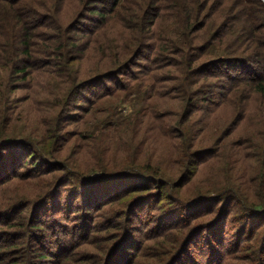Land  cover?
<instances>
[{"label": "rangeland", "instance_id": "374dc122", "mask_svg": "<svg viewBox=\"0 0 264 264\" xmlns=\"http://www.w3.org/2000/svg\"><path fill=\"white\" fill-rule=\"evenodd\" d=\"M229 1L234 4L238 0ZM61 6L59 20L63 28L70 29L76 20L78 0H64ZM125 7L127 11L117 10L97 41L94 36L76 34L78 46L69 54L73 62L66 67L67 73L59 75L60 64L40 54L38 63L44 71L21 82L9 73L12 56L1 54L0 242L7 238L3 235L6 231L39 220L45 230H33L37 234L61 230L57 236L76 243L90 234L84 245L78 242L73 254L97 256L95 247L102 242V247H108L105 254L101 252L107 264H264V93L255 92L247 81L229 82L224 75H216L201 89L207 94L191 102L178 98L176 77L184 83L180 76L184 64L166 62L154 70L158 78L151 79L150 59L154 56L149 49L139 51V43L149 45L157 38H145L142 29L136 30L139 23H146V15L134 17L136 11L144 13L142 8ZM229 15L241 25L236 10ZM161 16L151 24L157 32L154 34L158 35V26L165 27L171 41H177L181 21L165 9ZM258 23L263 25L264 21ZM87 26L88 22L82 21L77 29ZM206 28L197 29L189 39L194 37L197 45L207 41ZM0 29L6 35L4 18H0ZM119 31L134 35V42L129 34L124 36L125 42L119 39ZM72 35L66 32L65 38ZM113 36L118 48L127 44L135 65L106 78L114 75L117 65L112 54L113 67L102 54L106 39ZM53 47L57 49L58 44ZM187 47L188 40L184 42ZM37 48L47 50L48 44L39 39ZM219 50L212 46L200 55L190 53L197 54L202 65ZM169 59L177 56L163 55L164 62ZM212 67L200 75L216 70ZM95 71L112 72L96 78ZM76 76L85 81L65 91L66 78ZM201 83L199 80L193 89ZM184 89L179 90L181 94ZM180 131L190 138L186 152ZM148 160L164 176L159 186H155L153 176L141 170ZM128 171L140 177L150 175L154 185L104 203L117 191L145 182L122 174ZM121 175L125 178L117 179ZM160 186L165 187L166 194L161 195ZM118 216L122 223L119 231L95 232ZM9 217L13 220L2 225L1 221ZM123 231L128 239L120 240L108 256L117 246L111 235L120 236ZM35 243L32 239L28 245L30 264L33 256L29 249ZM43 243L52 251V258L45 262L60 264L55 258L61 246L52 249L49 240ZM161 253L165 255L156 261V254Z\"/></svg>", "mask_w": 264, "mask_h": 264}, {"label": "trees", "instance_id": "16d2710c", "mask_svg": "<svg viewBox=\"0 0 264 264\" xmlns=\"http://www.w3.org/2000/svg\"><path fill=\"white\" fill-rule=\"evenodd\" d=\"M62 2L64 3V0H0V18L5 19L8 29L6 30V35L5 31L2 33L0 29V59L2 58L1 54L12 56L14 62H12L11 67L8 68L9 73H12L11 77L17 75L19 79L21 78V82H23L26 78H30L35 72L44 71L42 65L38 63V56L40 54H42L43 58H52L60 64L61 73H59V75L67 73L68 68L66 67L73 62V60L69 58V54L71 50L78 46V42H76L75 39L76 34H87V36L92 37V39L94 36L95 39L93 40H98L101 37V33L104 34L107 30L105 28L110 20L115 17L117 10L123 9L127 11L128 9L125 6L126 4H130L135 9L138 10V8H142L144 11V13L140 12V10L136 11L134 17L147 16L146 23H139V26L135 27L136 30L142 29L141 32L145 38H157V42H152L149 45H143L144 43L141 42L139 43V51L149 49V52L154 56L153 59H150L151 66L153 67V74L149 77L151 79L152 77L157 79V73L154 72V70L162 68L163 64L166 62H174L180 65L184 64L183 70L180 71V76L184 83L180 81L179 76L176 77L177 86H175V89L180 96L178 98L191 102L198 96L207 94L206 92L202 93L201 89L206 84H211L208 78L216 75H222V77L224 75L229 82L235 79L247 81L251 83L252 89L255 92L264 93V23L263 25L258 23L264 21V2L261 0H238L234 4H231L229 0H78V8L74 14L76 20L71 25L70 29H68V27L67 29L63 28L62 21H60L58 17ZM218 7L220 8L217 9ZM163 9L167 10L177 21H181L179 24L181 25L180 28L182 32L180 30L177 32L176 37L179 38L177 41H171L173 40L172 37L165 34V27L161 28L158 26V35H155L154 33L156 31L151 28L152 22L156 18H160ZM231 10H236L239 17L241 16V25L236 22V18L229 19ZM53 11L56 14H54ZM39 12H43V14ZM130 15L133 16V11L130 12ZM162 17L163 16H161V18ZM125 19L126 18H122V20ZM82 21H87L88 26L78 31L77 28L80 27ZM203 27H207L205 33L207 34L209 32L208 39L207 41H203L201 43L203 46L199 48L201 44H194V37L191 39H189V37L197 29L200 30ZM66 32H70L73 35L65 38ZM125 34H129L128 37L131 41H133V38H136L131 33L119 31V39H123L124 42L126 39V37H124ZM39 39H42L43 42H47V50H45V48L41 50L37 48ZM187 40L188 47L185 49L184 42ZM191 40L193 41L192 44ZM136 42H138L137 39ZM57 44L58 47L55 49L53 45ZM126 45V43L122 44L118 48L117 43L114 41V36L106 39L102 51L105 62L110 63L113 67V63L111 62L112 56H110L112 54L117 64L116 67L113 68L115 72L114 75H110L106 78L115 77L116 74L129 70L135 65V57L133 58L132 54L128 56L129 47ZM212 46L213 48L217 47L220 49L217 51L219 54L201 65V63H199L200 61H197L198 56L196 55H200L202 52H208ZM107 47L110 49H107ZM190 52L198 53L196 55H191L192 53ZM167 53L172 54V56H177V59H169L164 62L163 55ZM211 66H213L212 68H216V70L210 71L207 75H202L207 77L203 78L200 74H203L202 72ZM230 69H233L235 72L231 73ZM149 70L150 68H148L145 74H147ZM111 72L95 71L94 74H98L96 78H99L102 74L105 75ZM66 79L68 82L66 83L67 88H65V91H70L71 87L85 81V78L77 80V76L72 79L67 77ZM199 80L202 82V85L196 87L197 89H193V87L197 86ZM83 84L82 86L86 85V83ZM153 85L148 86L147 89H151ZM182 89H184V91L181 94L179 90ZM201 98L202 100H209L204 99L205 97ZM178 135L184 147L182 149L186 152L187 143L190 141V138L185 133H182V131H180ZM185 156L187 157V153ZM143 167L144 169L141 168V170L153 176V179L156 180L154 183L157 184L155 186H159L161 184L159 183L160 179L164 178L162 174H159V170L154 169L153 163L150 160L145 162ZM1 173L3 172H0V178L2 176ZM122 174L126 177H130V180H145V182L132 185L124 192L117 191L113 196H108V199L103 201L104 203H109L124 198L125 196H131L132 194H138L139 192L146 191L151 185H154V183L148 179L150 175L140 177L138 173L132 171H128L127 173L123 172ZM123 175L119 176L117 179L122 177L125 178ZM0 181L3 180L0 179ZM160 189L161 195L166 194L167 191L164 186H160ZM160 196L158 200H160ZM135 198L136 197L133 199ZM156 200L157 199L154 198L155 202ZM124 208L126 209L127 207L124 206L123 209ZM117 215L120 216L123 214L119 213ZM119 216L115 217L116 221H110V224L100 227V229H95V232L103 231L109 233L111 230L119 231L122 227L120 221L121 217ZM12 220V217L3 219L1 224L5 226ZM88 220L91 221L92 219L88 218ZM37 222H39V220H35L32 224L23 225L19 230H16L17 228L14 227L12 230L6 231V233L3 234L7 238L10 237V239L6 238L4 241H1L2 243L0 242V264H30L27 252L28 245L32 239L34 242H38L35 243L34 247L29 249L31 252L30 256H33V264H47L45 261L47 259V261H49V258H52V251L46 249L44 246L43 242L45 240H49L52 249H55L58 244L61 246H58L59 255L55 258L58 259V261L61 260L60 264H68L69 262H74V264H107L106 261L103 262L101 252L105 254L108 247H102V242L95 247L97 256L91 254L76 256V254H73L76 251L78 242L79 245H84L85 242L90 240V234L85 235L81 239L83 242H80V239L77 243L72 240L67 241L69 239H61L60 236L56 235L62 234L61 230L52 231L51 235L47 233L37 234L33 230H42L43 232L45 230V224ZM92 222L93 221H91V224H94V222ZM10 226L11 225H8L7 227L11 228L12 226ZM175 226L176 231L180 233L178 225ZM168 228H170V226H164V229ZM117 234L113 233L110 237L113 240H117L115 243L117 246L114 245L115 247H112L108 256L113 250L118 248L120 240L128 239L125 231H123L120 236ZM181 235L182 233H180V236ZM12 238H14L13 241ZM17 238L19 239L16 241ZM58 238H60V240H58ZM54 239L55 242L53 241ZM65 242L69 246L65 245ZM175 242H178V238L175 239ZM42 245L44 247H41ZM159 246L163 247L164 243ZM10 252L11 254H9ZM156 255V261H161L159 259H162L165 253L164 255H162V253Z\"/></svg>", "mask_w": 264, "mask_h": 264}]
</instances>
